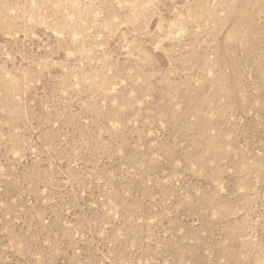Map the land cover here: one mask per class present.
<instances>
[{"label":"rangeland","instance_id":"rangeland-1","mask_svg":"<svg viewBox=\"0 0 264 264\" xmlns=\"http://www.w3.org/2000/svg\"><path fill=\"white\" fill-rule=\"evenodd\" d=\"M0 264H264V0H0Z\"/></svg>","mask_w":264,"mask_h":264}]
</instances>
